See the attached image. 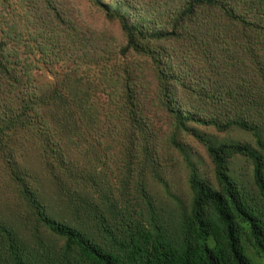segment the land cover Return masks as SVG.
I'll use <instances>...</instances> for the list:
<instances>
[{"label":"trees","instance_id":"trees-1","mask_svg":"<svg viewBox=\"0 0 264 264\" xmlns=\"http://www.w3.org/2000/svg\"><path fill=\"white\" fill-rule=\"evenodd\" d=\"M86 1L0 0V264L264 258V0Z\"/></svg>","mask_w":264,"mask_h":264},{"label":"rangeland","instance_id":"rangeland-1","mask_svg":"<svg viewBox=\"0 0 264 264\" xmlns=\"http://www.w3.org/2000/svg\"><path fill=\"white\" fill-rule=\"evenodd\" d=\"M68 1L84 25H87L90 28L96 30L103 28L109 31L110 33H113L117 38L119 37L117 26L115 24H111L104 21V19L98 12L93 11V9L89 7L86 0H68ZM227 136H223V138L225 137L229 139H235V140L239 139V140L249 141V135L241 133L239 131H234L230 133L229 137ZM191 147L194 152L201 154L202 150L199 145L193 142L191 143ZM170 174L171 176L169 177V179L175 184L173 190L177 191V189H179L181 185L182 179L185 176V171L182 168L172 169L170 171ZM246 254L249 256L252 264H264V258L262 256L254 255L248 250L246 251Z\"/></svg>","mask_w":264,"mask_h":264}]
</instances>
